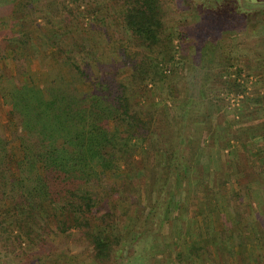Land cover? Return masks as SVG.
Segmentation results:
<instances>
[{
	"label": "trees",
	"instance_id": "1",
	"mask_svg": "<svg viewBox=\"0 0 264 264\" xmlns=\"http://www.w3.org/2000/svg\"><path fill=\"white\" fill-rule=\"evenodd\" d=\"M74 1V9L80 13V5ZM215 3L200 7L207 11L212 5L214 13L219 15L228 4L222 0ZM168 6L166 0H117L113 9L108 8L119 17L117 24L124 39L120 38L117 61L106 64L101 61L97 46H92L86 38L72 37L67 48L62 46V39L66 33L72 34L76 21L72 17L73 7L67 2L0 0V16L7 18L4 24L8 26V31L1 35L2 42L8 52H13L17 64L16 74L0 81V99L9 108L13 123L9 139L0 131L1 248L9 245L8 251L12 253L16 246L27 243L42 250L50 245L51 236L83 240L95 264H109L117 248L128 238L124 219L129 213L136 221L131 231L136 235L133 241L145 237L155 243L154 238L162 230L159 226L166 217L155 208L145 212L140 194L142 186H147L145 169H137L133 163L138 151L153 150L157 159H162L163 163L159 161V167L153 168L159 177L151 189L162 198L168 197V201L173 197L178 200V214L186 207L185 201H181L180 185L213 193L202 167L190 163L188 149L181 151L179 158L183 163L176 164L174 147L182 145L183 137L171 129L165 115V123L156 124L157 103L145 100L139 106L132 104V90L165 81L161 68L168 72L163 65L175 61L174 35L166 25ZM241 8L264 9V0ZM37 18L43 19L50 29L43 31ZM60 23L64 30H58ZM32 26L36 28L35 38L25 31ZM23 46L39 50L45 58L57 59L60 73L50 72L44 85L35 83L25 69L28 61L21 52ZM91 62L95 64V73ZM121 71L126 73L124 78L119 77ZM166 87L174 91L171 84ZM231 87L240 91V85L235 82ZM225 138L229 140L227 135ZM254 139L264 141V135ZM250 141L239 140V143L245 148ZM13 146L16 158L11 154ZM194 171L204 174L192 180L189 175ZM169 176L172 178L168 179ZM155 183H159L156 189ZM224 184L222 180L217 182L220 193ZM248 190L246 185L238 184L237 190L230 194V205L235 206L232 212L226 201L235 224L244 219L240 200ZM119 204L127 207L121 209ZM223 220L227 233H220L215 247L227 240L229 231L232 233V224ZM230 235L233 247L251 243L243 235L236 236L234 232ZM151 246H144L142 254L138 252L126 264H145L144 254L150 256ZM207 248L191 246L185 260L179 253L175 257L177 261L183 259L185 264H194L193 260L201 263L199 252ZM49 262L45 259L44 264Z\"/></svg>",
	"mask_w": 264,
	"mask_h": 264
},
{
	"label": "rangeland",
	"instance_id": "2",
	"mask_svg": "<svg viewBox=\"0 0 264 264\" xmlns=\"http://www.w3.org/2000/svg\"><path fill=\"white\" fill-rule=\"evenodd\" d=\"M61 1L73 7L72 17L76 20L73 22L74 31L72 34L66 33L62 46L67 48L72 37L77 40L86 38L92 46H97L103 63L117 61V49L123 32L117 24L119 17L108 9L116 5L117 0H99L97 4L94 3L96 0H76L80 13L74 9V0ZM216 1L166 0L169 5L166 25L174 35L175 61L162 64L168 68V72L161 68L166 76L165 81L144 84L132 90L131 94L134 106L144 104L145 100L157 103L158 111L154 113L156 124H164L165 115L171 129L183 137L182 145L174 147L176 164L183 163L179 157L185 148L188 149L190 163L202 167L206 174L201 173L207 178L213 193L180 185L181 201H185L186 207L178 214V200L173 197L168 201V197L163 195L162 198L160 193L151 189L159 177L155 176L153 168L159 165L160 158L157 159L153 150L147 153L138 151L133 163L137 169H145L147 186L140 189L145 212L150 213L155 208L157 213L165 215L166 220L159 226L162 230L154 238L155 243L145 237L143 242L133 241L136 235L131 231L136 221L129 213L124 219L128 238L117 248L109 264H126L138 252L142 254L144 246L151 245L150 256L144 254L147 257L145 264H185L184 256L191 246L208 247L207 251L199 252L201 263L193 260L194 264H264V141L254 139L264 135V9L241 8L257 0H222L228 4L217 15L212 7ZM205 2L212 4L209 11L200 7L206 5ZM104 5L108 7L105 9ZM233 6L236 12L223 13ZM6 21L7 18L0 16V81L14 76L17 67L12 58L13 52H8L5 42H2V33L8 31V26L4 24ZM37 23L43 31L50 29L41 18H37ZM35 29L32 26L25 31L35 38ZM64 29L60 23L58 30ZM79 31L83 33L81 37ZM25 48L23 46L21 49L28 61L25 69L31 73L35 83L44 85L50 72L60 73L57 59L45 58L44 54L32 47H29L30 50ZM90 65L95 73V64L91 62ZM125 75L121 71L119 77L124 78ZM233 82L240 85V91L231 87ZM167 84L172 85L174 93L167 89ZM8 111L9 108L0 99V131L7 139L13 126ZM187 137L189 143H186ZM239 140L251 141L245 149ZM11 150L13 158H16L15 147H11ZM160 162L163 163L162 159ZM201 173L194 171L189 176L194 180ZM219 180L226 182L223 193L216 187ZM155 184L156 189L159 183ZM238 184L246 185L249 192L240 200V213H244V219L235 224V217L231 215L235 206L230 205L229 198L237 190ZM226 201L231 206L230 213ZM125 205L119 204L121 209L127 207ZM224 218L232 224V233L243 235L251 243L233 247L232 233L229 231L227 240L215 247L220 233H227ZM48 244V247L39 250L34 245L24 243L16 246L12 253L8 251L9 245L6 248L0 246V264H44L45 259L51 261L49 264H95L83 240H60L51 236ZM178 253L183 255L184 260L177 261L175 254Z\"/></svg>",
	"mask_w": 264,
	"mask_h": 264
},
{
	"label": "crops",
	"instance_id": "3",
	"mask_svg": "<svg viewBox=\"0 0 264 264\" xmlns=\"http://www.w3.org/2000/svg\"><path fill=\"white\" fill-rule=\"evenodd\" d=\"M248 258V254L245 255ZM201 259V258H200ZM200 263V262H199Z\"/></svg>",
	"mask_w": 264,
	"mask_h": 264
}]
</instances>
